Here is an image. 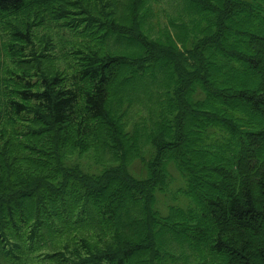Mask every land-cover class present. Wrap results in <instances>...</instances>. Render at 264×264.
Segmentation results:
<instances>
[{"label": "trees", "instance_id": "16d2710c", "mask_svg": "<svg viewBox=\"0 0 264 264\" xmlns=\"http://www.w3.org/2000/svg\"><path fill=\"white\" fill-rule=\"evenodd\" d=\"M159 1L0 0L7 49L82 36L0 82V264H264V0Z\"/></svg>", "mask_w": 264, "mask_h": 264}, {"label": "rangeland", "instance_id": "374dc122", "mask_svg": "<svg viewBox=\"0 0 264 264\" xmlns=\"http://www.w3.org/2000/svg\"><path fill=\"white\" fill-rule=\"evenodd\" d=\"M178 2L180 0H160L155 8L154 14L151 17V21L155 23L159 18L161 24L164 25L168 23L170 13H176V9L178 7ZM158 11V15L155 16V11ZM34 12L22 13L19 15H14L17 22L20 21L21 18H25L30 21L32 26V41L27 43L26 48L21 45H15L17 50L7 49L4 47V41L0 39V82L5 89L8 87L14 86L16 82V78L18 75L23 73V69L20 68V65H23L24 62L22 59H27L32 57V53L34 50H37L42 55L43 60L48 64H54L56 67L61 70H65V72L70 73L72 70V65H74L76 61V48L78 47L80 41H82V36L80 32L73 29L68 22L65 16H59L56 19H53L49 16L43 18V22H36V18L34 17ZM128 39H124L122 42L127 43ZM40 70L33 68L30 71V74L24 75V78L19 76V79H30L32 82L39 79ZM7 95H0L2 100H5ZM141 110L143 112L148 111V109L140 102H136L133 106L132 117L142 119L143 117L138 114V111ZM33 114L31 112L23 111L19 117H23L25 121L26 117H32ZM24 124V123H23ZM25 125V124H24ZM92 162L91 157H87L84 164H88ZM85 168H90L91 170H97L96 167L91 166ZM180 174H177L179 177ZM178 182H174L169 191L170 196L175 193L176 186ZM160 196H163L160 193ZM170 199V197H169ZM131 208L130 205L126 206L123 210H121V214L126 218L127 211ZM192 263V262H191ZM48 264V263H46ZM51 264V263H49ZM176 264H184L183 258H178Z\"/></svg>", "mask_w": 264, "mask_h": 264}]
</instances>
